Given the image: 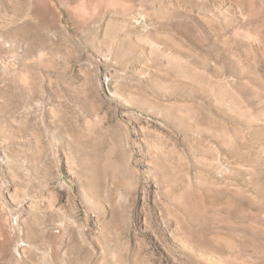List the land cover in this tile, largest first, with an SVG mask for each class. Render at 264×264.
<instances>
[{
	"label": "rangeland",
	"instance_id": "rangeland-1",
	"mask_svg": "<svg viewBox=\"0 0 264 264\" xmlns=\"http://www.w3.org/2000/svg\"><path fill=\"white\" fill-rule=\"evenodd\" d=\"M0 264H264V0H0Z\"/></svg>",
	"mask_w": 264,
	"mask_h": 264
}]
</instances>
